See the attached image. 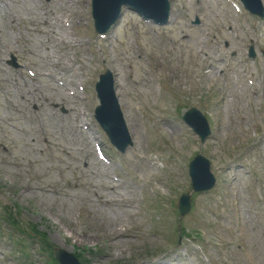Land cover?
<instances>
[{"label": "rangeland", "instance_id": "rangeland-1", "mask_svg": "<svg viewBox=\"0 0 264 264\" xmlns=\"http://www.w3.org/2000/svg\"><path fill=\"white\" fill-rule=\"evenodd\" d=\"M45 2L49 3L42 0H0V205L17 203L26 207L33 216L41 215L38 223H42L43 230L47 229L53 244L68 252L73 251V245L86 250L85 257L89 262L84 261V264H155L157 260L176 262V258L183 264H264V206L253 195L249 196L248 187L242 189L238 199L240 220L227 218L232 206L229 201L233 196L232 186L239 189L242 183L238 168L250 166L253 173H264V94L254 96L247 88H239L237 92L231 85V78L238 76L241 82L244 77L241 71L220 77L218 67H222V63L218 61L219 57L228 54L221 50L217 52L215 47H205L210 53L209 63H213V57L218 64L213 72L217 84L213 85L208 79V88L194 82L192 76L200 72L202 60L188 56L190 45L175 40V44L166 51L165 62L170 67L167 74L179 71L185 82L181 88L188 93H184L183 99L170 93L169 99L187 102L186 108L196 106L202 109L214 126V136L206 145L195 146L186 138V132L180 131L172 136L165 123L173 120L168 118L169 113L165 109L177 100L170 101L163 96L156 103L150 100L149 94L147 98H141L144 107L136 112L137 115L132 110L134 105L131 106L130 115L136 117L138 138L126 156H116L117 166L122 174L140 186L139 192L149 198L152 208L159 201L151 199L159 194L174 200L181 193L190 192L183 171L186 160L197 152L212 161L220 185L211 196L212 201L204 202L199 197L195 199V211L185 220L189 234L185 233L180 242L176 227H170L174 219L172 214L164 217L167 226L157 219L153 211L157 230L174 237V240L166 243L165 240L152 238L151 234L156 230L149 220L141 215L132 219L123 207L135 203L132 192L127 188L117 187V192L125 193L127 197L118 206L111 205L104 211L97 206V195L107 193L106 185L113 183L103 171V166L92 157L91 143L79 129L78 102L74 105L77 119L67 118L69 109L58 102L57 85L47 75L71 83L75 81L74 75L82 71L93 84L106 68L92 61L84 51L91 49L97 52L98 46H103L104 62L115 70L119 82H125L126 91L123 94L133 104V96H138L143 87L134 89L125 78L129 74L144 78L145 75H141L143 63L137 58L157 56L159 48L154 40L146 36L151 35L150 29L143 27L141 20L132 13L113 30L110 42L105 44L96 43L94 34L86 32L81 19L75 16L77 30L69 35L72 43L67 44L66 36L58 30L65 16L58 3H65L69 13L77 9L81 11L80 6L75 7L68 0ZM219 15L221 18L222 14ZM213 16L216 17V14ZM86 19L91 21L89 15ZM44 20L48 25H44ZM181 28L180 23L173 30L175 34L168 33L166 37L178 38L184 32ZM82 38L84 44L75 47L74 43ZM240 47L243 50L244 46ZM192 50L197 54L196 46ZM10 54L18 56L22 65H30L40 73V79L31 86V93L38 100L52 98L54 105H34L30 109L21 103L20 74L27 80L30 78L21 68L16 70L8 65ZM263 59L261 56L256 65L263 67ZM262 82L263 79H259L260 87ZM86 104L90 111L97 104L93 91ZM41 130L45 131L53 147L50 154H43L36 142L35 135ZM138 146L140 152L137 155ZM143 159L164 162L173 176L151 170ZM224 166L235 167L237 176L232 178L228 173L219 172ZM147 172L150 177L146 176ZM149 190H154L156 195H150ZM30 195L33 197L30 198ZM78 207H83L80 215ZM85 210L96 212L101 219L110 216L113 210L120 214L121 220H125L127 231L135 236L143 234L146 238L139 241L131 238V245L127 248L116 243L128 240H116L112 243V247L116 248L113 250L104 232L93 222L95 216L84 213ZM233 212L236 213L235 208ZM220 215L224 220L219 219ZM24 219L31 221L32 218L24 215ZM119 228L124 229L122 225ZM76 232L81 238H75L73 233ZM83 235H89V238L84 240ZM194 240L201 241V246L189 242ZM32 246L30 259L39 264L45 257L39 255L35 243ZM89 248L95 250H87ZM109 250L118 253L117 260L112 259ZM0 264L19 263L0 261Z\"/></svg>", "mask_w": 264, "mask_h": 264}, {"label": "bare ground", "instance_id": "bare-ground-1", "mask_svg": "<svg viewBox=\"0 0 264 264\" xmlns=\"http://www.w3.org/2000/svg\"><path fill=\"white\" fill-rule=\"evenodd\" d=\"M263 4H264V0H263ZM21 98H22V101H24V102H28V100H29V97L26 94H23L21 96ZM41 100H43V102H47V100L44 98ZM131 133L132 134L134 133V135H136V137L138 138L137 128H136V130L135 129L133 131L131 130ZM35 196H37V195H35ZM32 197H33V195H30V198H32ZM104 199H105L104 196H99L100 202H102ZM120 220H121L120 214L111 210L110 216H108L107 218L104 217L103 219L96 216L94 218L93 222L95 224H97V227L99 230L101 229L104 232V237L109 239L112 243H114L116 241V239H115L116 234H119L120 237H126L127 236L125 234V232L119 231V229H118V223ZM73 235L76 236L75 238H78V237L81 238L80 234H78L77 232L73 233ZM84 236H83L85 238L84 240L89 238V235L87 237H86V235H84ZM116 245L127 248L128 246L131 245V242L130 241H121L120 243H116ZM119 251H120V249H119Z\"/></svg>", "mask_w": 264, "mask_h": 264}]
</instances>
